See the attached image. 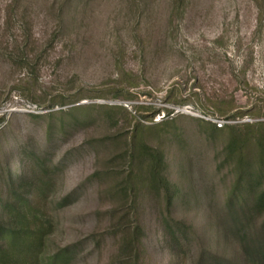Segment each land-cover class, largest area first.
Returning a JSON list of instances; mask_svg holds the SVG:
<instances>
[{
  "label": "rangeland",
  "instance_id": "1",
  "mask_svg": "<svg viewBox=\"0 0 264 264\" xmlns=\"http://www.w3.org/2000/svg\"><path fill=\"white\" fill-rule=\"evenodd\" d=\"M65 1L0 0V175L22 174L17 156L55 159L51 200L78 198L55 212L51 247L79 245L73 264H126L141 247L145 264H193L198 241L163 242L162 192L140 204L145 234L128 246L116 225L129 211L135 226L132 200L120 205L112 189L132 172L135 128L154 127L147 143L167 175L201 193L179 217L214 213L235 178L218 169L221 139L210 146L204 122H264V0H185L184 12L172 0H83L61 26Z\"/></svg>",
  "mask_w": 264,
  "mask_h": 264
},
{
  "label": "trees",
  "instance_id": "2",
  "mask_svg": "<svg viewBox=\"0 0 264 264\" xmlns=\"http://www.w3.org/2000/svg\"><path fill=\"white\" fill-rule=\"evenodd\" d=\"M172 1L177 10L184 12L185 0ZM81 2L83 0L64 2L58 18L61 26L68 18L74 19ZM143 2L146 4L148 0ZM25 4L26 0L24 9ZM55 113L59 112L50 115ZM204 123L209 127L207 142L210 146L216 147L221 139L219 154L223 160L218 169L224 170L228 165L235 174L226 175H233L235 180L233 186L224 191L223 201L214 206V213L206 216L203 223L179 217V209L189 202L190 206L198 204L201 193L190 196L187 187L175 182V176L167 175L166 157L147 143L146 129L154 127L137 126L129 154L132 172L112 189L120 205L132 200L135 226L130 227L129 211L122 213L121 222L116 226L127 238L128 246L141 243L145 231L140 204L146 203L151 194L162 192L166 214L160 215L159 220L165 245L178 249L198 241L201 252L193 264H264V122L220 128ZM160 125L155 124L156 128ZM28 156L32 161L30 165L22 156L16 158V166L23 169L22 174L17 175L8 167L0 175V264H73L80 255L79 245L73 243L52 249L51 244L58 230L55 212L72 203L71 198H78L77 192L54 203L50 194L57 181L58 164L54 158H48L47 151L32 152ZM117 212L121 214L120 210ZM207 231L212 232V236L207 237ZM127 259L126 264H145L142 247Z\"/></svg>",
  "mask_w": 264,
  "mask_h": 264
}]
</instances>
